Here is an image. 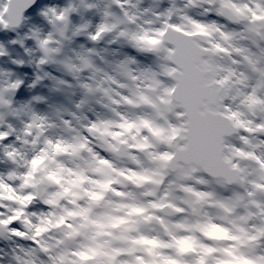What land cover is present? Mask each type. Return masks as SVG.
<instances>
[{"label":"clouds","instance_id":"1","mask_svg":"<svg viewBox=\"0 0 264 264\" xmlns=\"http://www.w3.org/2000/svg\"><path fill=\"white\" fill-rule=\"evenodd\" d=\"M260 2L236 0L253 8ZM218 7V0H31L30 14L0 24V264H109L128 248L135 253L115 256L117 262L142 257L162 264L161 255L175 254V248L131 243L141 236L160 244L191 238L231 251L204 256L197 248L209 264H264V190L257 187L264 171L237 155L264 156V134L238 126L264 124V103L247 99L264 102V22L249 14L234 21L217 15ZM172 26L191 34L180 38L199 54L193 71L202 115L221 133L216 166L232 182L194 163L177 167L179 152L165 167L157 157L175 151L184 134L169 148L141 126L145 119L178 128L186 123L179 107L161 120L146 102L169 99L166 90L176 84L165 71L171 64L164 49L180 35ZM217 27L234 39L223 41ZM160 31L166 35L158 37ZM132 34L160 39L159 51L131 43ZM214 43L227 51L217 52ZM245 136L254 148L243 143ZM133 173L146 179H126ZM151 202L162 207L151 209ZM136 203L163 223H128L137 219L128 216ZM209 223L228 238L205 237L200 228Z\"/></svg>","mask_w":264,"mask_h":264},{"label":"snow or ice","instance_id":"2","mask_svg":"<svg viewBox=\"0 0 264 264\" xmlns=\"http://www.w3.org/2000/svg\"><path fill=\"white\" fill-rule=\"evenodd\" d=\"M31 0H0V24L4 27H8L11 24H16L22 18L24 11L30 6ZM219 7L217 8V15L225 16L234 21H238L241 18H247L246 14L250 15L252 22H264V0H261L260 3H256L255 7H250L248 4L238 5L236 0H218ZM5 16L8 17L5 20ZM63 17H58L62 19ZM193 26L196 27L199 31V34L207 35V29L200 25L197 22H192ZM218 32L220 38L229 42L234 39L233 33H227L218 27L214 29ZM100 31H104L103 28ZM172 31L180 34L174 40L168 42V46L165 47L167 57L170 61L171 66L166 67L165 71L167 75L176 78V84L166 90V95L169 99H160L159 104L151 103V101H146L151 105V107L157 113L158 119H166L165 113H171L179 107L180 111L177 115L186 120V123L183 128H178L174 125L157 123L155 120H142L141 126L147 131L149 136L154 138L158 143L167 144L169 148L173 147V143L180 137V134L183 133V141L175 145V151H169L163 154H160L157 159L165 162V167H167L168 162H171L177 159L176 153L181 154L179 161L177 162V167H181L186 163H194L199 167H202L204 171L208 172L209 175L217 176L224 182H232L234 178L222 175L216 166V145L219 141V135L217 126L214 121L211 119H206L202 115V101L203 96L199 89L197 78L193 67L198 60V53L193 50V48L187 44V42L180 38V36H189L190 33L182 32L179 27L172 26ZM250 31H255V29H250ZM99 32L97 33V36ZM164 31L157 33L158 37L165 36ZM97 36H93L92 39H96ZM131 43L139 46H146L147 51H159V46L162 41L157 38H148L145 36H139L132 34L129 36ZM212 47L217 52L227 51L220 43H214ZM237 52L241 49H235ZM179 90V98L177 101H173L171 97L177 94ZM142 100H145L144 97H141ZM251 105L262 104L264 102L257 100L254 96H248ZM243 127L244 131L247 133L253 134H264V124H255L249 122L248 125H238ZM131 127V125H129ZM147 140V137H145ZM243 143L249 145L250 147H255L251 144V141L245 136L242 138ZM147 144L138 145V148H145ZM237 155L244 157L247 160L252 161L257 168L264 171V156H257L255 151L245 153L243 151L237 152ZM34 164L37 161L33 162ZM128 180H138L143 181L146 179L144 176H136L133 173L130 176H126ZM101 187L107 189L108 185H101ZM260 189L264 190V184L257 185ZM190 191V189H189ZM120 195V193H116ZM200 196L199 193L196 194ZM251 196L252 193H249ZM95 199H100L99 196L94 197ZM242 199V197H237V201ZM223 211L230 212L232 209L229 208L226 204L220 203L219 205ZM258 206V205H257ZM162 205L151 202V209H159ZM128 216L136 217L135 220L127 221L128 223L139 225L140 223H149L153 220L163 223V220L160 217L154 216L152 213L148 212L142 204L136 203L128 206ZM195 211V209H193ZM243 219V218H242ZM124 219L118 221V223H125ZM115 227V225H113ZM178 227H183L178 225ZM203 235L210 240H222L227 239V234L225 231L216 227L213 224H206L200 228ZM261 234L264 235V230H261ZM173 243L160 244L154 239H146L141 236L139 239H133L131 243L135 244H146L151 245L152 248H175V254L173 256L161 255L162 264H209L205 260L204 256H208L217 250L226 252L231 255L229 249L220 248L217 249L216 246L198 244L195 240L191 238L177 239L173 236ZM236 239V237H232ZM200 249L204 253V256H197L196 250ZM135 248H128L124 250H117L114 253L113 257H109V264H129V262H117L115 256L122 254L133 255L135 253ZM149 256L153 255L152 249L149 248L146 250ZM82 260L91 259V257L81 254ZM134 264H145V261L142 257H136ZM150 264H155V261H151ZM211 264H231L229 261L214 259ZM242 264H253V262L244 260Z\"/></svg>","mask_w":264,"mask_h":264},{"label":"rangeland","instance_id":"3","mask_svg":"<svg viewBox=\"0 0 264 264\" xmlns=\"http://www.w3.org/2000/svg\"><path fill=\"white\" fill-rule=\"evenodd\" d=\"M210 19H212V20H219V19H218L217 17H215V16H214V18H211V17H210ZM219 22H221V20H219ZM221 23H222V22H221Z\"/></svg>","mask_w":264,"mask_h":264},{"label":"water","instance_id":"4","mask_svg":"<svg viewBox=\"0 0 264 264\" xmlns=\"http://www.w3.org/2000/svg\"><path fill=\"white\" fill-rule=\"evenodd\" d=\"M28 9H26L25 11H27Z\"/></svg>","mask_w":264,"mask_h":264}]
</instances>
